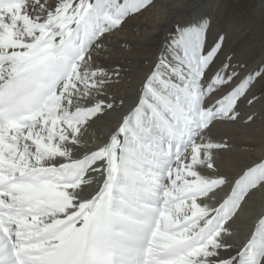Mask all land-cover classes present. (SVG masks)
<instances>
[{
  "label": "snow or ice",
  "instance_id": "snow-or-ice-1",
  "mask_svg": "<svg viewBox=\"0 0 264 264\" xmlns=\"http://www.w3.org/2000/svg\"><path fill=\"white\" fill-rule=\"evenodd\" d=\"M157 6L0 0V264H264V208L235 251L226 239L264 194V155L230 176L231 144L213 135L257 100L264 61L234 64L200 15L170 30L114 115L110 38Z\"/></svg>",
  "mask_w": 264,
  "mask_h": 264
},
{
  "label": "bare ground",
  "instance_id": "bare-ground-1",
  "mask_svg": "<svg viewBox=\"0 0 264 264\" xmlns=\"http://www.w3.org/2000/svg\"><path fill=\"white\" fill-rule=\"evenodd\" d=\"M157 4L130 19L110 38V54L103 59L107 65L119 64L123 69L116 95L125 99L124 107L114 115L126 112L134 102L136 90L170 30L200 15L211 20L209 39L225 35V51L233 57L234 64L251 68L264 61V0H157ZM252 92L257 100L252 105L241 103L240 120L231 125L218 124L213 129L216 138L226 137L231 144L221 161L222 169L230 176L264 155V82L257 83ZM248 115H253L254 120L245 123ZM114 126L115 121L99 122L97 131L107 133ZM262 208L264 194L257 193L233 225L236 235L226 238L233 251L244 242Z\"/></svg>",
  "mask_w": 264,
  "mask_h": 264
}]
</instances>
